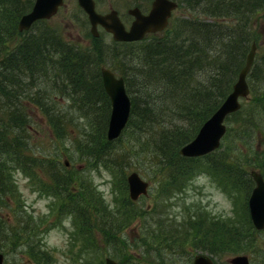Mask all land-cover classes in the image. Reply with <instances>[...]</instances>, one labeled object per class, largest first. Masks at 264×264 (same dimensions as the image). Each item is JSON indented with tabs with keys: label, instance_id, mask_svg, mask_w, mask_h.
Here are the masks:
<instances>
[{
	"label": "trees",
	"instance_id": "16d2710c",
	"mask_svg": "<svg viewBox=\"0 0 264 264\" xmlns=\"http://www.w3.org/2000/svg\"><path fill=\"white\" fill-rule=\"evenodd\" d=\"M176 1L178 8H184L188 12L172 19L169 27L161 35L149 34L146 36L149 38L136 42H115L114 49L111 50L105 48V45L97 39L93 41L91 47L82 49L67 41L46 20L36 21L32 27L36 25L38 29L33 33L25 32L21 36L17 28L18 19L20 15L31 9L34 0H0L1 243L14 247L24 241L27 243L26 248L29 247L26 253L30 258L52 262V256L43 253L36 241L26 240L30 235L28 226L19 225L18 221L13 224L9 216L1 213V208L11 202L13 194L16 195L10 179L12 170L10 161L22 163L24 168L21 170L30 178H35L34 173L25 170L30 166L36 165L40 170L50 171L49 185L57 197L59 186H71L68 176L62 174L61 170L58 171L56 164L62 169L58 161L43 165L42 161H34L24 155L22 146H26L28 138L23 135L24 127L26 125L27 129H31V126L27 125V110L15 100L22 92V90L18 91L19 88L22 89V79L30 80L31 85H34V81L44 82L39 87L48 92L46 97L48 104L44 103V96H40L42 91L32 95L28 101L32 100V103L40 105V109L43 110L54 130L61 131L63 126L66 128L89 126L90 131L84 133L83 139L86 141V146L94 143L96 145L88 156L93 159H103L104 153L98 150V144L101 141L104 142L101 145L106 143L105 133L110 114V101L103 89L100 67L106 65L108 60L109 62L112 60L110 68L123 77L132 103L126 127L118 138L109 141L117 146L114 148L115 152L112 150V167L123 171L124 164L115 160L127 162L131 151L147 153L149 146L152 149L153 161L162 170L159 186L165 193H167L166 189L162 187L164 185L177 184L179 187L175 192L168 193L170 197L183 194L188 188L186 187L188 181L193 177L192 173L199 168L205 169L204 163H207V169L211 170L209 172L216 178L213 182L224 188V192L231 193L235 190L241 192L247 200L254 187H252V178L247 173V167L241 166V172L235 171L236 174H233L230 169L240 167L241 163L236 159H228L226 150L220 151L222 145L232 139L241 142L239 140L241 138L249 145L250 151L246 150V158L249 159L247 163L258 169L264 178V0ZM6 20L8 24L5 23ZM17 36L21 37L18 43L13 44L9 50L3 49L2 46ZM252 43L256 44L257 53L248 74L250 96L243 107L231 115L223 143L218 149L204 156L195 158L180 156L178 149L195 136L201 124L232 90ZM93 89L97 90L99 95L92 99L90 91ZM52 93H55L53 97L50 96ZM42 94L46 93L42 92ZM57 96L69 97L71 100L69 109L74 112L64 113L56 110V107H51L49 102ZM100 103L103 106L101 109ZM5 119L7 122H4ZM78 119L83 121L76 124L79 122ZM6 127L15 132L13 137L7 138ZM157 131L159 133L147 137ZM62 135L65 137L69 134L66 130ZM125 139L129 142V149L122 150L121 147L118 149L120 144H125ZM237 149L243 152L244 143L237 146ZM249 156H252L251 159ZM204 157L207 160L202 161ZM45 184L44 181L35 178V186L38 189ZM91 187L95 188L92 185ZM91 187L89 189L92 193ZM96 195L97 203H90L84 209L80 208L77 199H75L77 207L69 206L73 201L70 194L61 198V202L65 203L66 209L74 210L82 216V228L89 232L91 230L97 232L92 237L94 243L102 241V238L105 243L110 240L114 243L110 231L114 226H119L118 219L109 214L94 220L92 213H88V211L96 213L95 206L97 208L99 202H103L101 195L99 193ZM123 201L125 207H128V203H134L129 197H123ZM233 201L240 208L237 197ZM62 205L61 211H63ZM203 215V218L197 220L199 226L203 227L202 224L205 223L206 231L211 234L209 236L213 239L218 238L220 242L209 240L205 243L202 237L206 234L202 231V237L198 241L195 240L197 235L193 239V246L211 254L221 252L216 248L218 246L245 240L246 236L242 237L244 231L249 233L250 239L256 231H259L254 228L250 220L249 225H245L236 212L235 217L238 219L226 217L212 220L213 218L208 214ZM113 219L115 220L112 221ZM224 233L228 237L227 243L220 235ZM241 249L243 248L240 247L238 250ZM100 262L104 264L103 260Z\"/></svg>",
	"mask_w": 264,
	"mask_h": 264
},
{
	"label": "rangeland",
	"instance_id": "374dc122",
	"mask_svg": "<svg viewBox=\"0 0 264 264\" xmlns=\"http://www.w3.org/2000/svg\"><path fill=\"white\" fill-rule=\"evenodd\" d=\"M151 1L95 0V3L98 12L106 13L110 8L115 9L118 11L122 21L128 23L131 19L127 13L128 8L138 6L143 11H147L151 5ZM187 12L184 8H177L171 20ZM46 22L61 33L67 41L80 46L82 49L91 47L95 39L99 40L102 45H105V48L114 49L113 44L116 41L101 27L98 28L100 35L97 37H93L90 34L89 28L91 25L85 12L78 5L77 0H64V4L59 8L58 12L49 19H46ZM5 23L8 24L7 20ZM37 29L38 26L35 25L28 33H33ZM165 30L156 32L153 35H161ZM24 34L25 32L20 33L21 36ZM20 38V36L12 38L6 45L1 46L3 49L9 50L13 44L19 42ZM111 62L112 60L110 62L108 60L105 66H112ZM29 81L27 79L21 80L23 86L18 91L22 90V92L15 98L27 110V125L31 126V129H27L26 125L24 127L23 135L28 138L27 144L26 146H22V150L26 157L34 161L40 160L43 165L44 163L50 165L53 161H58L62 165L61 169L55 163L58 171L61 170L62 174L64 173L68 176L71 186H59L57 197L49 185L50 171L40 170L36 165L25 168L26 171L34 173L35 178L46 183L45 187L38 189L35 186V178H30L28 174L21 170V168H24L23 164L10 161L12 168L10 179L16 195L13 194L11 202L1 208V213L4 216H9L13 224L18 221L19 225L24 224L28 226L30 235H28L26 240L36 241L43 253H48L52 256V262L48 263L47 261L30 258L26 253L28 249L26 248L27 243L24 241L22 244H16L14 247L0 242V252L4 255L3 264H103L100 261H104L105 257L108 256L115 259L118 264H191L193 256L199 253L210 256L215 264H230L228 258L237 254L248 255L251 264H264V229L256 231L251 239L249 233L244 231L242 237L246 236L245 240L239 242L232 241L222 247L215 246L221 251L214 252L215 254L193 246V239L197 235L196 238H199H195V240L198 241L202 237V231L206 234L202 237L205 243L209 240L220 242L218 238L213 239L209 236L210 233L206 231L205 226L207 225L205 223L202 224L203 227L199 226L197 220L203 218V214H208L209 217L213 218L212 220L226 217L236 219V212L242 218L241 221L245 225H249L250 220L248 206H246L248 199L246 200L243 194L236 190L231 193L222 191L225 189L221 188V190L216 185V182H213L216 178L213 173L209 172L211 170L207 169V163H204L205 169L199 168L192 173L193 177L188 181L186 185L188 188L183 194H176L170 197L168 193L175 192L179 187L177 184L164 185L162 187L166 189L167 193H165L164 189L159 186L158 181L160 180V175H162V170L153 161L152 149L148 146L149 151L147 153L135 150L131 151L127 162L123 160L115 161L124 164L122 169L126 172L130 170L138 172L144 180L150 183V187L147 195L140 197L133 204L128 203V207H125L123 206V197H128L126 178L123 179L119 168L112 167L111 161L113 158L112 150L117 147L116 144L109 143L106 140L105 145H101V143H104L101 141L98 144V150L104 153L102 155L103 159H93L88 156L90 150L96 145L94 143L86 146V141L83 139L84 133L89 132L90 127L81 126L80 128L72 125L73 127L68 126L67 128L63 126L61 131L54 130L52 125L47 121L43 110L40 109V105L32 103V100L28 101L29 98L31 99L32 94L37 95L39 91H42L46 94L43 95L41 92L40 96H44L43 101L45 104H48L46 101L48 92L41 90L39 87L44 82L36 81L37 87L34 89ZM90 92L92 99L99 95L97 90L93 89ZM54 95L55 93L50 94L52 97ZM245 101L242 99L243 105L246 103ZM70 102L69 97L57 96L49 104L51 107H56V110L60 112L72 113L74 111L69 109ZM45 104L43 105L46 106ZM99 107L100 109L103 108L101 103ZM33 110H35V113H33ZM0 118H2L1 115ZM78 121L76 124L83 120L78 119ZM4 122H7V120L5 119ZM234 125L235 123L232 126ZM6 130L8 132L7 138L15 135V132L10 130V128L6 127ZM66 130L69 135L63 137L62 134ZM155 133H159V131L150 133L147 137L149 138L150 135ZM239 140L241 142L233 139L229 143L225 142L220 151L226 150L225 154L228 155V159H236L241 163L240 167H232L230 169L233 174H236L235 171L239 172L241 166H245L249 175V171L254 167L247 163L249 159L246 158V150L250 151V147L241 138ZM255 141L257 142L258 139ZM124 143L120 144L118 149L119 147L122 150L129 149L128 140L125 139ZM243 143L245 150L240 152L237 146ZM251 157L249 156L250 159ZM66 158L70 160L65 162ZM204 160H207V158H202V161ZM87 161L90 162L89 165L78 168V165H82V163H86ZM67 163L68 165H66ZM96 166L98 168H95ZM51 169L55 171L53 168ZM115 174L117 175L114 176ZM112 177H118V181L120 180V182L116 181V183H113ZM177 183L179 184V181ZM91 185L95 186V188L91 187ZM89 187L92 188V193ZM97 193L101 195L103 202L100 201L97 208L95 206L94 211L96 212L97 209V215L91 211H88V213H92L94 220L101 216L106 217L109 214L118 219L119 226H114L110 231L112 239L115 240L114 243L112 240H106L107 243H105L104 238H102V241L94 243L92 237L97 232L91 230L90 233L87 229L82 228V216L75 213L74 210L66 209L64 207L65 203L61 202V198L70 194L73 197V201L69 206L77 207V201L75 200L77 199L80 208H86L90 203H97L95 198ZM236 197L240 208L234 204L233 200H236ZM61 205L63 211H61ZM125 209L127 210L120 216ZM244 230L246 229L244 228ZM211 233L214 234L213 232ZM113 235L116 237L114 238ZM220 235L223 236L227 243L228 237L226 234ZM240 247L243 249L238 250Z\"/></svg>",
	"mask_w": 264,
	"mask_h": 264
},
{
	"label": "water",
	"instance_id": "95a60500",
	"mask_svg": "<svg viewBox=\"0 0 264 264\" xmlns=\"http://www.w3.org/2000/svg\"><path fill=\"white\" fill-rule=\"evenodd\" d=\"M79 6L86 12L90 22V31L97 37L99 32L97 26H102L111 33L116 41H138L146 33L163 30L171 15V11L177 7L174 0H153L152 6L147 14H143L140 9L134 7L128 12L135 18L131 22L129 29L125 28L115 9L107 13H99L95 9L94 0H77ZM64 0H34L31 9L24 13L18 21V30H28L32 24L38 20L49 19L62 6ZM256 52V44L252 43L246 56L245 64L238 73V78L232 86V90L227 94L221 104L213 111L208 122L204 125L194 141L180 149L184 157H198L208 154L219 147V139L222 136L225 126L224 118L236 111L240 107L239 98L247 97L249 87L246 76L249 72ZM101 79L103 87L110 98L111 110L107 125L106 137L113 140L121 134L125 128L130 110V98L126 92L123 77H117L109 68H101ZM203 126V125H202ZM201 129V128H200ZM254 180V187L248 198V209L250 219L256 229L264 228V178L257 171H251ZM129 184V196L136 200L141 193H146L148 182L137 172L133 171L126 178ZM3 256L0 253V264ZM231 264H250L248 256L237 254L228 258ZM105 264H118L114 259L107 257ZM192 264H215L210 256L199 253L194 256Z\"/></svg>",
	"mask_w": 264,
	"mask_h": 264
},
{
	"label": "bare ground",
	"instance_id": "6f19581e",
	"mask_svg": "<svg viewBox=\"0 0 264 264\" xmlns=\"http://www.w3.org/2000/svg\"><path fill=\"white\" fill-rule=\"evenodd\" d=\"M175 2H178V1H176V0H174ZM34 3V2H33ZM22 15H24V13L22 14ZM22 15H20V17H19V19L21 18V16ZM18 19V20H19ZM35 23V22H34ZM18 25V24H17ZM33 25V24H32ZM32 27V26H31ZM31 27L28 29V30H18L19 31V33H22V32H28L30 29H31ZM146 36H144L142 39H144ZM141 39V40H142ZM249 52V51H248ZM248 54V53H247ZM247 56V55H246ZM255 56H256V53H255ZM255 56H254V59H255ZM254 59H253V62H254ZM245 60H246V58H245ZM245 64V63H244ZM252 65H253V63H252ZM252 65H251V67H252ZM244 66V65H243ZM241 70V69H240ZM250 70H251V68H250ZM250 70H249V72H250ZM249 72L247 73V84H248V74H249ZM239 73V72H238ZM237 78H238V75H237ZM237 78H236V80H237ZM236 82V81H235ZM234 82V83H235ZM233 83V84H234ZM125 84V83H124ZM126 88V87H125ZM105 90V89H104ZM106 92V91H105ZM58 93V92H57ZM107 94V93H106ZM249 95L247 96V97H240L239 98V102H240V107L236 110V111H234V112H232V113H230V114H228L225 118H224V120H223V125L225 126V130H224V132H223V134H222V136L220 137V139H219V145H221L222 144V140L224 139V137H225V134L227 133V129H228V126H229V119H230V117H231V115H233L234 113H236V112H238L242 107H243V103H242V99H243V101H245V100H247V98L250 96V90H249V93H248ZM107 96H108V94H107ZM129 97L131 96L130 94L128 95ZM108 98H109V96H108ZM109 101H110V98H109ZM110 110H111V104H110ZM131 110H132V103H131V97H130V110H129V118H130V114H131ZM211 117V115L201 124V126L199 127V129H198V131L196 132V134H195V136L190 140V141H188L187 143H185V144H183L179 149H178V154L180 155V156H183L184 157V155L183 154H181V152H180V149L182 148V147H184V146H186V145H188V144H190V143H192L193 141H194V139L196 138V136L200 133V131L202 130V128L204 127V125L208 122V120H209V118ZM129 118H128V121H129ZM168 119V118H167ZM128 121H127V123H128ZM108 122H109V116H108V120H107V125H108ZM172 122V121H171ZM166 124V123H165ZM127 125V124H126ZM203 125V126H202ZM126 127V126H125ZM201 128V129H200ZM107 130V129H106ZM107 140V139H106ZM108 141V140H107ZM70 159L69 158H66L64 161L65 162H68ZM86 164L87 165H89V163L88 162H86ZM257 171V172H259L260 174H262L258 169H256L255 167H253V168H251V170L249 171V175L251 176V178H252V181H253V177H252V175H251V171ZM120 172H121V175H122V177H123V179L124 178H127L128 176H130L131 175V173H133V171H129V172H126L125 170H123V171H121V170H119ZM136 172V171H135ZM138 173V172H137ZM153 173V172H152ZM59 174V173H58ZM139 174V173H138ZM117 174H115L114 176H116ZM140 175V174H139ZM59 177V176H58ZM59 178H61V177H59ZM113 178V177H112ZM112 181H113V183H116V181H118V177H114L113 179H112ZM111 181V182H112ZM118 182H120V180L118 181ZM126 183H127V189H128V191H129V184H128V182H127V180H126ZM220 189L222 188V187H220L218 184H216ZM45 187V186H44ZM149 187H150V183H148V185H147V187H146V193H141L142 192V190L140 191V194H139V196L137 197V199H139L140 197H142V196H145V195H147V193H148V190H149ZM224 189V188H223ZM222 190V189H221ZM222 191H224V190H222ZM128 197L130 198V196H129V192H128ZM130 200H132L131 198H130ZM82 206V205H81ZM83 208V207H82ZM84 209V208H83ZM78 210V209H77ZM84 211V210H83ZM254 226V225H253ZM254 228H255V226H254ZM256 229V228H255ZM264 229V228H263ZM263 229H257V230H263ZM103 232V231H102ZM29 248V247H28Z\"/></svg>",
	"mask_w": 264,
	"mask_h": 264
},
{
	"label": "flooded vegetation",
	"instance_id": "af4514ba",
	"mask_svg": "<svg viewBox=\"0 0 264 264\" xmlns=\"http://www.w3.org/2000/svg\"><path fill=\"white\" fill-rule=\"evenodd\" d=\"M151 3H152V1H151ZM136 7H137L138 9H140V11H141L142 13H144V14L148 13V11H149V9H150V7H149L147 11H143V9H141L140 7H138V6H136ZM129 15H130V14H129ZM130 17H131V19H130V21H129L128 23L124 22V24H125V26H126L127 29L129 28V26H130V24H131V22H132V20H133V16L130 15ZM33 83H34V85H32V87H33L34 89H36V87H37V83H36V81H34ZM30 84H31V82H30ZM32 95H33V94H32Z\"/></svg>",
	"mask_w": 264,
	"mask_h": 264
}]
</instances>
